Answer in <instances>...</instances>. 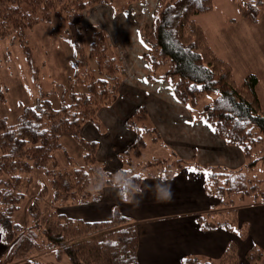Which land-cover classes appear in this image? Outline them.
I'll use <instances>...</instances> for the list:
<instances>
[{
    "label": "trees",
    "instance_id": "1",
    "mask_svg": "<svg viewBox=\"0 0 264 264\" xmlns=\"http://www.w3.org/2000/svg\"><path fill=\"white\" fill-rule=\"evenodd\" d=\"M115 1L0 0V40L11 37L17 43L33 76L35 67L27 45V30L63 17L65 37L71 47L68 104L61 103L58 109H52L45 92L38 87L34 105L23 107L15 124H8L0 117V241L5 247L0 264L23 258L39 263L32 256L38 249L53 252L54 258L48 264H137L136 227L116 208L111 209L109 220L98 222L66 217L57 208L96 202L108 186L117 187L122 200L127 202L138 192L145 176L168 179L187 166L200 170L205 194L218 202L211 212L197 218L200 228L220 227L238 238L240 231L233 232L236 224L226 212L224 220L215 218L218 206L233 208L236 202L262 200L263 179H255L253 183L243 181V184L223 180L224 175L243 174L253 165L264 166L261 146L264 111L259 108L256 95V76L248 74L237 84L230 64L215 55L194 21L197 15L214 9L212 0H157L150 32L143 38L146 46L143 59L149 70L146 79L164 80L189 113L215 93L210 102L200 106L199 116L228 145L242 150L244 166L235 171L206 167L195 159L184 160L170 152L175 156V165L162 161L165 158L152 159L137 165L141 169H154L156 174L135 171L136 166L132 168L128 161L132 154L133 159L139 158L133 152L134 145L143 147L149 132L154 133L153 140L159 141L143 106L137 107L124 122L126 128L136 133V140L117 155L121 168L108 173L96 160V143L85 141L80 129L90 123L99 130L97 111L109 107L117 98L123 69L102 29H92L91 41L85 47L81 19L92 6H113ZM136 2L146 3V0H125L119 10L126 11ZM258 4L238 0V10L246 20L256 21ZM77 86H83V90L77 91ZM65 138L80 149L79 161L62 143ZM57 153L62 154V161L57 159ZM159 162L168 164L159 165ZM23 204L26 224H20L17 217ZM263 254L253 245L246 258L249 264H263ZM223 261H234L232 251L226 250ZM184 262L202 264L197 259Z\"/></svg>",
    "mask_w": 264,
    "mask_h": 264
},
{
    "label": "crops",
    "instance_id": "2",
    "mask_svg": "<svg viewBox=\"0 0 264 264\" xmlns=\"http://www.w3.org/2000/svg\"><path fill=\"white\" fill-rule=\"evenodd\" d=\"M156 3L157 0L133 3L126 11L98 4L82 16L84 27L100 28L106 33L123 74L116 100L97 113L99 130L87 123L82 126L80 136L96 143V158L108 172L115 173L120 169L117 155L134 140L124 122L137 107L143 106L164 151L184 160L195 159L201 166L230 171L242 168L245 158L240 148L228 145L199 114L189 113L164 80L146 79L149 70L143 59L146 52L143 38ZM217 205V200L204 192L202 172L187 166L168 179L143 177L138 192L127 202L122 200L117 187L108 186L98 201L62 214L98 222L109 220L111 209L116 208L136 227L137 264H184L187 259H197L202 264H249L246 254L253 245L264 253V193L262 200L250 204L245 201L237 207L233 232L240 231V238L220 227L200 228L197 218ZM227 249L232 251L233 262L223 261ZM3 252L0 241V257ZM13 264L48 263L27 260Z\"/></svg>",
    "mask_w": 264,
    "mask_h": 264
},
{
    "label": "rangeland",
    "instance_id": "3",
    "mask_svg": "<svg viewBox=\"0 0 264 264\" xmlns=\"http://www.w3.org/2000/svg\"><path fill=\"white\" fill-rule=\"evenodd\" d=\"M239 1L260 2L257 8V15L255 16L256 21H248V19L246 20L243 17L244 14H240L238 0H212L214 9L206 14L197 15L194 21L202 29L206 43L215 55L230 64L233 78L237 84H240L248 74L256 76V95L259 100V108L264 111V0ZM123 4H125V0H117L113 4V7L119 10ZM150 27L151 24L145 36L149 34ZM92 29L84 28V44L86 48L91 41ZM65 30L66 24L63 17L56 18L48 24L37 25L27 30V45L32 53L33 65L35 67L34 76L32 75V71L29 70L17 43L13 42L14 40L11 37L0 40V117L4 118L8 124L16 123L23 107L34 105L38 95V87L45 92L52 109H58L61 103H69V84L67 78L71 72V47L66 40ZM226 42L229 43L228 46ZM76 90H83V86H77ZM214 96L215 93H211L205 100L200 101L193 114L198 116L200 106L204 102H210ZM130 131L134 135V140L131 143L133 144L136 140V133L132 130ZM154 137V133L149 132L144 137L145 145L143 147L137 144L134 145L135 151L133 152L139 154V158L133 159V154L132 156L129 155L130 157L128 156L130 166L132 168L136 166L134 170H140L143 175L156 174L154 169H141L138 166L144 165L148 160H162V158H165L166 160L162 161H171L175 165V161H173L175 160V156L164 151L159 146V141L153 140ZM62 143L73 158L79 161L81 153L75 143L73 144L67 138L63 139ZM261 146L264 148V144ZM96 151L97 147L95 158ZM57 159L62 161L61 153H57ZM96 160L98 161L97 158ZM117 162L121 168V162L119 160ZM139 162L142 165L138 164ZM100 163L103 169L108 172L104 164ZM165 164L168 163L159 162V165ZM242 172L243 174L230 173L224 175L223 180H226V182H241L242 184L243 181L253 183L255 179L264 180V166L262 165H253ZM242 203H233L235 204L233 208L228 205H219L217 208L219 213L215 215V218L224 220L227 213L230 220L236 224V208ZM78 207H81V205L58 207L57 212L63 213L69 209L73 211ZM17 217L20 224H26L27 214L24 204L18 212ZM36 251L37 253H32V256L36 257L39 263H50L54 258L52 251L42 249ZM20 261H27V259H13L10 263L13 264Z\"/></svg>",
    "mask_w": 264,
    "mask_h": 264
}]
</instances>
